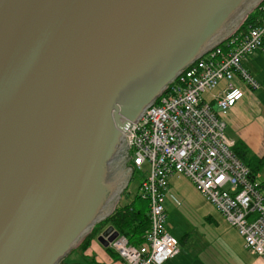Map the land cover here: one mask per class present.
<instances>
[{
  "label": "water",
  "instance_id": "1",
  "mask_svg": "<svg viewBox=\"0 0 264 264\" xmlns=\"http://www.w3.org/2000/svg\"><path fill=\"white\" fill-rule=\"evenodd\" d=\"M262 2L0 0V264L77 250L131 181V123Z\"/></svg>",
  "mask_w": 264,
  "mask_h": 264
},
{
  "label": "built area",
  "instance_id": "2",
  "mask_svg": "<svg viewBox=\"0 0 264 264\" xmlns=\"http://www.w3.org/2000/svg\"><path fill=\"white\" fill-rule=\"evenodd\" d=\"M222 45L226 48L214 47L184 70L124 135L132 176L147 174L138 195L149 202L151 220L142 246L131 245L121 234L109 244L127 264H164L178 255L179 241L166 230L165 209L168 197L180 205L169 194L175 175L188 178L239 232L247 250L264 260V195L249 167L235 155L226 122L243 98L235 78L259 88L243 61L256 51L264 55V14Z\"/></svg>",
  "mask_w": 264,
  "mask_h": 264
},
{
  "label": "crops",
  "instance_id": "3",
  "mask_svg": "<svg viewBox=\"0 0 264 264\" xmlns=\"http://www.w3.org/2000/svg\"><path fill=\"white\" fill-rule=\"evenodd\" d=\"M243 67L257 81L259 88L251 89L239 77L235 78V84L243 92V98L231 108L226 118L227 135L235 141H243L252 154L262 158L264 157V55L262 52L256 51L250 54L243 61ZM223 85L224 82L219 88ZM257 180L259 183L264 182V167ZM173 196L175 197L174 194ZM175 205L178 206L176 203ZM166 214H168L167 210ZM202 219V224L193 225V231H186L182 238L178 239L168 232L179 241L180 251L175 258L164 264H264L262 258L247 250L242 236L214 205L207 206ZM82 257L87 259L86 263L77 264H127L118 255L109 253L97 238L82 253Z\"/></svg>",
  "mask_w": 264,
  "mask_h": 264
},
{
  "label": "trees",
  "instance_id": "4",
  "mask_svg": "<svg viewBox=\"0 0 264 264\" xmlns=\"http://www.w3.org/2000/svg\"><path fill=\"white\" fill-rule=\"evenodd\" d=\"M260 7L264 8V2L261 3ZM263 14L264 11L262 10H256L250 14L237 34L245 33L249 27L255 25L256 19ZM221 47L226 48L224 45H221ZM234 153L244 165L249 167L251 178L257 180L260 171L264 167V157L259 158L252 154L247 145L241 140L235 141ZM259 189L263 193L264 182L260 183ZM109 226H113L115 230L125 236L131 245L142 246L145 243V234L151 226L149 202L143 200L138 195L130 205L122 208L118 206L111 216L94 228L92 234L83 241L79 249L85 252L90 247L92 241ZM107 251L112 255H117L110 248H107ZM61 263L66 264L67 258Z\"/></svg>",
  "mask_w": 264,
  "mask_h": 264
},
{
  "label": "rangeland",
  "instance_id": "5",
  "mask_svg": "<svg viewBox=\"0 0 264 264\" xmlns=\"http://www.w3.org/2000/svg\"><path fill=\"white\" fill-rule=\"evenodd\" d=\"M208 97V96H207ZM228 133V132H227ZM145 169H148L145 166ZM147 174L136 172L127 188L121 193L117 207H126L137 198L139 188ZM169 194H174L180 202V206L175 205L171 199L166 201L167 221L166 230L175 237L182 238L186 231H193V225L202 224V215L208 205H212L186 177L175 175L170 179ZM192 227V229H191ZM190 233V232H189ZM183 247V246H182ZM82 251L78 248L67 257V263H86L87 259L82 257ZM62 264V263H60Z\"/></svg>",
  "mask_w": 264,
  "mask_h": 264
}]
</instances>
